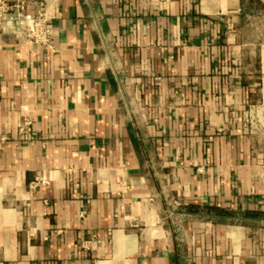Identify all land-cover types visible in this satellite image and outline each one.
<instances>
[{
    "label": "crops",
    "instance_id": "0c3cea01",
    "mask_svg": "<svg viewBox=\"0 0 264 264\" xmlns=\"http://www.w3.org/2000/svg\"><path fill=\"white\" fill-rule=\"evenodd\" d=\"M41 6L51 49L0 33V264H264V0Z\"/></svg>",
    "mask_w": 264,
    "mask_h": 264
},
{
    "label": "built area",
    "instance_id": "2783aa9c",
    "mask_svg": "<svg viewBox=\"0 0 264 264\" xmlns=\"http://www.w3.org/2000/svg\"><path fill=\"white\" fill-rule=\"evenodd\" d=\"M30 0H0V33L4 29L8 20H15L19 23V35L29 44L45 49L53 46L54 28L49 12L40 7L37 12L27 11ZM30 120H25L20 128L21 133H32ZM5 137L0 138V143L5 141ZM41 180L37 179L35 185Z\"/></svg>",
    "mask_w": 264,
    "mask_h": 264
},
{
    "label": "trees",
    "instance_id": "16d2710c",
    "mask_svg": "<svg viewBox=\"0 0 264 264\" xmlns=\"http://www.w3.org/2000/svg\"><path fill=\"white\" fill-rule=\"evenodd\" d=\"M209 211H212L214 213L221 214V215H229L230 214V212L228 210H225V209L219 208V207L210 206Z\"/></svg>",
    "mask_w": 264,
    "mask_h": 264
}]
</instances>
